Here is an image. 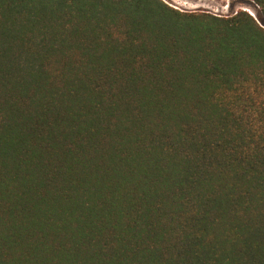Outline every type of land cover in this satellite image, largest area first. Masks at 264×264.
Masks as SVG:
<instances>
[{
  "label": "trees",
  "instance_id": "obj_1",
  "mask_svg": "<svg viewBox=\"0 0 264 264\" xmlns=\"http://www.w3.org/2000/svg\"><path fill=\"white\" fill-rule=\"evenodd\" d=\"M0 264H264V25L0 0Z\"/></svg>",
  "mask_w": 264,
  "mask_h": 264
},
{
  "label": "rangeland",
  "instance_id": "obj_2",
  "mask_svg": "<svg viewBox=\"0 0 264 264\" xmlns=\"http://www.w3.org/2000/svg\"><path fill=\"white\" fill-rule=\"evenodd\" d=\"M168 3L181 10L209 11L221 15H229L239 9L250 8L256 12L261 22V8L251 0H168Z\"/></svg>",
  "mask_w": 264,
  "mask_h": 264
},
{
  "label": "built area",
  "instance_id": "obj_3",
  "mask_svg": "<svg viewBox=\"0 0 264 264\" xmlns=\"http://www.w3.org/2000/svg\"><path fill=\"white\" fill-rule=\"evenodd\" d=\"M244 10L248 11L252 16H254V18H255V19H256L261 25H264V24L261 22L260 18L257 16V14H256L255 11H253V10L250 9V8H244Z\"/></svg>",
  "mask_w": 264,
  "mask_h": 264
},
{
  "label": "snow or ice",
  "instance_id": "obj_4",
  "mask_svg": "<svg viewBox=\"0 0 264 264\" xmlns=\"http://www.w3.org/2000/svg\"><path fill=\"white\" fill-rule=\"evenodd\" d=\"M165 2H168V0H165Z\"/></svg>",
  "mask_w": 264,
  "mask_h": 264
}]
</instances>
